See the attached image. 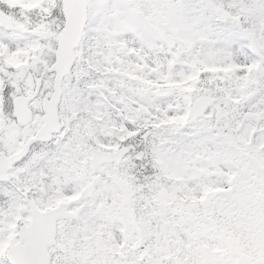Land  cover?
Segmentation results:
<instances>
[{
  "label": "snow or ice",
  "instance_id": "1",
  "mask_svg": "<svg viewBox=\"0 0 264 264\" xmlns=\"http://www.w3.org/2000/svg\"><path fill=\"white\" fill-rule=\"evenodd\" d=\"M0 264H264V0H0Z\"/></svg>",
  "mask_w": 264,
  "mask_h": 264
}]
</instances>
